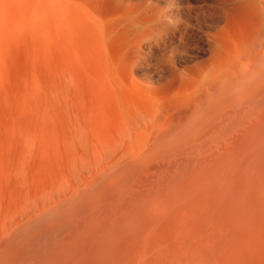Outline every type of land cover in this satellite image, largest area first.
<instances>
[{"label":"bare ground","instance_id":"6f19581e","mask_svg":"<svg viewBox=\"0 0 264 264\" xmlns=\"http://www.w3.org/2000/svg\"><path fill=\"white\" fill-rule=\"evenodd\" d=\"M263 35L154 113L29 140L0 264H264Z\"/></svg>","mask_w":264,"mask_h":264},{"label":"rangeland","instance_id":"374dc122","mask_svg":"<svg viewBox=\"0 0 264 264\" xmlns=\"http://www.w3.org/2000/svg\"><path fill=\"white\" fill-rule=\"evenodd\" d=\"M259 2L0 0V199L29 140L55 147L74 123L108 131L190 96L264 34Z\"/></svg>","mask_w":264,"mask_h":264}]
</instances>
